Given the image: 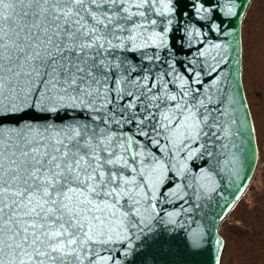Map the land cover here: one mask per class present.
<instances>
[{"label":"snow or ice","instance_id":"1","mask_svg":"<svg viewBox=\"0 0 264 264\" xmlns=\"http://www.w3.org/2000/svg\"><path fill=\"white\" fill-rule=\"evenodd\" d=\"M178 5L0 0V264H119L155 217L177 224L188 211L162 201L198 207L215 191L218 150L230 157L229 179L239 175L230 146L241 127L255 158L247 112L239 122L217 99L226 46L182 22ZM192 9L220 30L211 3L193 0ZM181 23L186 43L200 45L183 60L169 44ZM233 39L239 50V31ZM29 111L41 115L23 119ZM197 160L205 166L194 172ZM117 243L126 251L114 258Z\"/></svg>","mask_w":264,"mask_h":264},{"label":"water","instance_id":"2","mask_svg":"<svg viewBox=\"0 0 264 264\" xmlns=\"http://www.w3.org/2000/svg\"><path fill=\"white\" fill-rule=\"evenodd\" d=\"M250 0H202L204 3H211L214 9L213 19L219 25V31H208V27L203 21H199L192 9L193 0H177L179 4L180 20H191L194 24L201 28L203 33H207L206 40L213 43H221L225 45V62L220 66L219 76L222 78L220 92L217 99L223 100V107L235 108L233 113L239 122L247 119L251 125V141L252 149L255 151V158L251 159L249 154L248 132L247 129L241 127L237 131L235 137V147L230 146L231 152L237 154L239 158V175L232 176L229 179L228 168L230 157L223 151L218 150L219 165L213 161V166L216 168V188L215 191H210L203 199L198 201V207H189V204H184L182 200L175 199L174 203L162 201L161 206L166 211L180 212L181 207L188 208L187 212H181L180 216L176 217L179 221L177 224L167 222V217L157 216L153 219L151 226L144 233H137L132 240V249L127 256L121 255L118 257L119 264H219L223 240L218 232V227L224 217L228 214L235 203L240 199L242 194L247 189L252 176L254 174L258 150L255 139V132L251 114L246 101L242 77L236 75L237 63L236 58L241 61V43L239 50L236 47V40L233 39V34L239 31L241 41V24L246 7ZM231 6V13L227 12V8ZM188 12L190 15L184 16L183 13ZM181 25H173V31L169 33V44L179 60L184 57H190L196 53V49L200 45L193 40L191 45L186 43V37ZM242 62V61H241ZM241 73L242 64L239 65ZM207 79V77H205ZM239 92V96L237 93ZM243 97L244 109L239 108V97ZM41 114L34 112H26L23 114V119H30ZM16 119L10 123L14 126ZM193 171H198L200 167L205 166L204 160H197L191 165ZM175 181L170 177L168 182L160 190L162 193L170 194L172 185ZM242 185L240 193L237 195L239 199H233L232 193L235 191L236 185ZM190 195V190H189ZM188 199V197H185ZM226 202L230 207L225 208ZM223 215V219L219 216ZM163 217V219L161 218ZM199 234L202 239L198 247H193L191 240L193 235ZM219 241V245L217 244ZM126 248H122L120 243L115 244L111 249V254L116 258L117 252L123 253Z\"/></svg>","mask_w":264,"mask_h":264},{"label":"trees","instance_id":"3","mask_svg":"<svg viewBox=\"0 0 264 264\" xmlns=\"http://www.w3.org/2000/svg\"><path fill=\"white\" fill-rule=\"evenodd\" d=\"M241 77L258 159L252 179L221 221L219 264H264V0H250L241 24ZM256 182L261 187L256 190Z\"/></svg>","mask_w":264,"mask_h":264},{"label":"rangeland","instance_id":"4","mask_svg":"<svg viewBox=\"0 0 264 264\" xmlns=\"http://www.w3.org/2000/svg\"><path fill=\"white\" fill-rule=\"evenodd\" d=\"M262 183L261 182H256L255 187L256 190H258L261 187Z\"/></svg>","mask_w":264,"mask_h":264}]
</instances>
